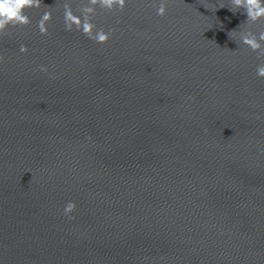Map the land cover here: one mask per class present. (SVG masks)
I'll return each mask as SVG.
<instances>
[{"label": "water", "instance_id": "95a60500", "mask_svg": "<svg viewBox=\"0 0 264 264\" xmlns=\"http://www.w3.org/2000/svg\"><path fill=\"white\" fill-rule=\"evenodd\" d=\"M163 3L0 29V264H264V19Z\"/></svg>", "mask_w": 264, "mask_h": 264}, {"label": "clouds", "instance_id": "9594fccd", "mask_svg": "<svg viewBox=\"0 0 264 264\" xmlns=\"http://www.w3.org/2000/svg\"><path fill=\"white\" fill-rule=\"evenodd\" d=\"M34 0H0V29H3L9 22L26 21V17L22 14V10L26 5H30ZM105 3L111 7L112 0H105ZM120 6H123L124 0H118ZM234 8H231L232 11L236 9H244L246 13V20L257 21L259 19H264V0H232ZM165 13V6L163 0H161V5L157 8V14L163 15ZM45 19H47V14H45ZM101 40H104V36L99 37ZM260 41H264V31L259 33L252 32H242L240 35V43L249 45L253 50L261 48ZM257 74L264 76V65H260L257 68ZM75 207L74 203L69 202L65 208L64 212L67 215ZM71 218V217H70Z\"/></svg>", "mask_w": 264, "mask_h": 264}]
</instances>
